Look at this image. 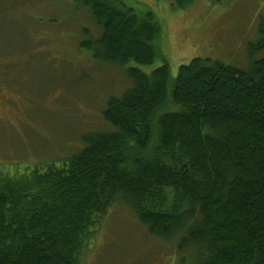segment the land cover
Segmentation results:
<instances>
[{"label": "trees", "instance_id": "obj_1", "mask_svg": "<svg viewBox=\"0 0 264 264\" xmlns=\"http://www.w3.org/2000/svg\"><path fill=\"white\" fill-rule=\"evenodd\" d=\"M75 2L100 28H84L81 48L131 85L75 154L0 169V264H83L118 200L152 235L178 239V264H264V55L246 69L194 58L176 77L168 64L146 72L161 37L153 12ZM249 49L264 54L263 15Z\"/></svg>", "mask_w": 264, "mask_h": 264}, {"label": "rangeland", "instance_id": "obj_2", "mask_svg": "<svg viewBox=\"0 0 264 264\" xmlns=\"http://www.w3.org/2000/svg\"><path fill=\"white\" fill-rule=\"evenodd\" d=\"M161 26L155 62L172 77L194 58L242 69L262 57L257 37L264 0H125ZM100 28L75 0H0V169L22 172L61 160L84 146L82 136L108 129L107 100L131 85L124 68L98 62L80 44ZM87 38V37H86ZM3 49V51H2ZM118 200L106 214L83 264H178V239L149 233Z\"/></svg>", "mask_w": 264, "mask_h": 264}]
</instances>
